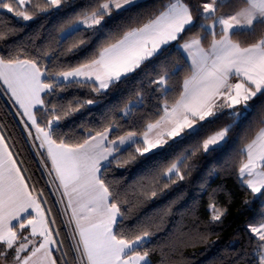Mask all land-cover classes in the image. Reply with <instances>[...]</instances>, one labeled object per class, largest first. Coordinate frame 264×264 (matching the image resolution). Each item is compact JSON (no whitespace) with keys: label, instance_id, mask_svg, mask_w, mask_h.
Instances as JSON below:
<instances>
[{"label":"snow or ice","instance_id":"1","mask_svg":"<svg viewBox=\"0 0 264 264\" xmlns=\"http://www.w3.org/2000/svg\"><path fill=\"white\" fill-rule=\"evenodd\" d=\"M13 3L25 10H15ZM135 3L92 0L52 38L55 55L28 49L0 53V96L12 106L25 142L39 159L44 184L55 197L49 207L12 132L0 120V264H149V251L143 249L153 233L144 229L131 238L121 230L123 201L108 181L109 169L119 166L122 153L133 148L132 160L138 155L150 161L158 154L154 150L198 136L225 109L242 119L251 110L249 101L264 95V0H161L154 18L115 42L97 47L75 65L61 59L64 41L79 34V43L67 51H88L90 40L84 37L103 35L113 13L122 16ZM68 5L69 0H39L35 5L0 0V9L24 21L33 19L27 9L37 15H64ZM169 46L180 52L186 66L182 81H176L179 98L174 103L168 102V93L173 77L184 70L179 64L149 81L159 93L154 111L133 119V109L143 106L137 94L117 113L127 130L108 116L95 130L82 126L87 130L80 136L61 130L68 117L94 104L92 99L65 103L61 93L73 87L107 93ZM156 117L154 123H143ZM230 131L231 126L224 127L194 145L166 172L152 177L155 186L161 180L165 187L183 181L191 171L188 161L197 154L223 158L233 147ZM236 154L243 157L235 172L239 183L264 196V128ZM208 211L209 224L222 223L227 214L215 201ZM247 231L257 264H264V221L247 225ZM65 240L71 241L67 249Z\"/></svg>","mask_w":264,"mask_h":264},{"label":"trees","instance_id":"2","mask_svg":"<svg viewBox=\"0 0 264 264\" xmlns=\"http://www.w3.org/2000/svg\"><path fill=\"white\" fill-rule=\"evenodd\" d=\"M30 2L35 5L39 0ZM91 2L92 0H69L64 15H37L32 9H27L28 14L33 15L30 21H24L14 13L0 9V36L3 37L0 39V53L13 49H28L42 50L55 55L56 45L52 43V38H58L61 31L67 29L70 21L76 18L77 13ZM77 5L80 7H76ZM160 5L161 0H137L135 4L128 6L131 11L125 12L122 16L114 12L103 35L98 38L84 37L90 40L88 51L80 50L75 53L67 51L79 43L80 35L77 34L64 41V54L61 59L69 64H77L97 47L115 42V39L120 38L124 32L140 27L154 18L160 10ZM70 6L73 10H69ZM13 7L15 10H25L15 3ZM178 64L184 70L179 77H173L170 82L172 91L168 93V102L171 104L179 98L176 81H182L186 74L182 56L172 46L166 47L159 57L146 62L140 70L130 74L107 93L95 95L88 89L69 88L61 93L63 102L92 99L94 104L68 117L63 122L61 130L70 136H80L87 130L82 126L86 125L95 130L105 116L118 120L127 130L129 126L124 124L117 113L123 111L137 94L143 97V106L133 109L132 118L138 120L150 109L154 111L156 96L159 93L152 91L153 86L149 81L158 78L166 68L174 69ZM249 105L251 110L242 119L238 120L230 115L231 110L225 109L214 123L204 126L198 136L175 143L173 147L165 145L155 150L154 152L158 154L150 161L147 157L138 155L132 160L130 151H134L133 148L122 153L119 166L114 163L109 169L108 181L113 190L120 193L123 201L122 211L125 212V219L121 230L128 233L131 238L144 229L153 233L143 249L149 251V264H257L253 237L247 231V225L264 221V196L252 194L249 189L242 186L235 172L239 161L243 159L237 156L236 149L253 140L264 127L262 123L264 95H258L249 101ZM13 111L7 98L0 96V120L8 125L22 153L21 159L25 161V167L37 182V188L44 189L48 206L52 207L55 197L49 194L44 184L45 178L42 176L39 159L25 142L22 129L12 114ZM155 119L158 117L146 119L143 123H154ZM228 126H231L229 140L232 141L233 147L223 158L218 159L215 153L207 157L197 154L188 161L191 171L183 181L165 187L161 180L159 187L155 186L153 176L166 172L173 162L182 155H187L194 145L202 143L204 139ZM142 131L143 128H140L137 134L140 135ZM173 143L169 141L170 145ZM152 191L157 192L155 197L152 196ZM213 201L220 208H227L222 223L209 224L208 207ZM70 243V240H65L66 249Z\"/></svg>","mask_w":264,"mask_h":264},{"label":"rangeland","instance_id":"3","mask_svg":"<svg viewBox=\"0 0 264 264\" xmlns=\"http://www.w3.org/2000/svg\"><path fill=\"white\" fill-rule=\"evenodd\" d=\"M136 1H137V0H136ZM258 134H259V132L256 134L255 138L258 136ZM255 138H254V139H255ZM251 141H252V140H251ZM251 141H250V142H251ZM250 142H249V143H250ZM154 151H155V150H154ZM148 260H149V259H148Z\"/></svg>","mask_w":264,"mask_h":264},{"label":"crops","instance_id":"4","mask_svg":"<svg viewBox=\"0 0 264 264\" xmlns=\"http://www.w3.org/2000/svg\"><path fill=\"white\" fill-rule=\"evenodd\" d=\"M238 107H240V106H238ZM264 128V127H263ZM260 132V131H259ZM259 135V134H258Z\"/></svg>","mask_w":264,"mask_h":264}]
</instances>
